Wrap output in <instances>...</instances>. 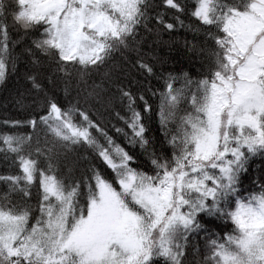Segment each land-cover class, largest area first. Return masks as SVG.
Segmentation results:
<instances>
[{"label":"snow or ice","instance_id":"1","mask_svg":"<svg viewBox=\"0 0 264 264\" xmlns=\"http://www.w3.org/2000/svg\"><path fill=\"white\" fill-rule=\"evenodd\" d=\"M178 29L195 78L140 55ZM0 88V264H264V0H0Z\"/></svg>","mask_w":264,"mask_h":264},{"label":"trees","instance_id":"2","mask_svg":"<svg viewBox=\"0 0 264 264\" xmlns=\"http://www.w3.org/2000/svg\"><path fill=\"white\" fill-rule=\"evenodd\" d=\"M15 35V33H14ZM142 43L140 47V55L145 58L158 57V62L155 63L156 72L158 75L163 74L167 76L169 73L173 75H180L183 72H188L195 78L196 75L202 69V62L197 58L196 54L189 51V48L193 43H196L194 36L190 32H186L184 29H178V31L169 35L167 32L162 33L159 39L154 37L152 34L142 32L141 36ZM187 41V43H186ZM136 53L129 52L124 56L121 53H114L113 59L109 61L108 65L101 69V72L110 71L114 77L121 79L125 84H130L133 88L140 87L144 88L152 86L158 88V85L163 81H158L155 77L146 78L141 75L138 71L133 69L132 64L136 59ZM127 57V61L125 59ZM99 83L100 77H96ZM16 81L13 80L10 87L15 86ZM23 82L20 86L22 87ZM177 87L180 85L177 84ZM99 107V106H98ZM102 112L103 108L100 109ZM21 110L19 106L15 105V101L9 96L8 92L3 88H0V119L5 116H19ZM106 120H109L108 129L110 134H115V128L121 125V122L116 118L115 113L104 112ZM155 119V117H154ZM153 127L158 130V124H154ZM159 135V132L156 133ZM2 170V169H0ZM264 172V159L256 158L251 162L248 175L252 179H256L260 173ZM245 186L251 188L247 178H245ZM197 243L202 241L197 240Z\"/></svg>","mask_w":264,"mask_h":264}]
</instances>
